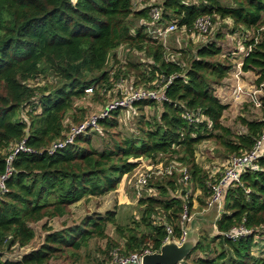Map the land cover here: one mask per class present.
<instances>
[{"label":"trees","instance_id":"obj_1","mask_svg":"<svg viewBox=\"0 0 264 264\" xmlns=\"http://www.w3.org/2000/svg\"><path fill=\"white\" fill-rule=\"evenodd\" d=\"M232 1L233 5H223L219 0H163L159 6L162 21H173L179 28L191 29L197 18L208 15L212 22L232 20L233 32L245 28V34L253 29L255 35L245 43L251 50L241 69L255 73L254 84L259 87L264 82V1ZM149 11L150 4L134 9L133 0H0V177L12 146L25 140L36 151L14 156L5 190H0V264H47L51 259L102 264L115 248L126 254L148 247L158 251L166 226L172 225L177 236L183 207H191L185 183L175 171L152 176L137 200L143 207L141 222L147 233L117 225L114 213L108 211L58 230L45 223L40 246L20 259L2 258L6 250L32 241L33 223L68 215L69 206L81 198L115 190L146 159L185 165L192 181L209 194L207 174L195 162L197 145L212 138L234 155L251 150L260 138L264 96L257 119L238 117L245 132L234 133L223 125L227 105L216 95L215 85L228 76L233 63L221 57V47L215 42L179 49L169 57L160 40L147 32L152 24ZM134 20L140 25L136 27ZM122 46L146 60L118 63L115 51ZM109 59L113 64L107 68ZM38 76L51 81L31 85ZM127 77L133 78L134 86L155 80L165 84L166 100L142 99L133 104L140 111L160 105L150 122H143L134 137L113 139L101 150L92 144L91 132L48 152L54 143L63 141L69 124L86 117V109L75 105L76 99L85 96L84 89ZM116 116L117 111L101 119L102 130L117 127ZM258 164L259 170L242 173L238 183L224 190L215 235L201 236L191 254L177 264H264V257L251 253L264 235V156ZM108 224L115 225L123 243L106 233ZM239 225L254 232L237 240L223 235ZM94 238L106 242V249L99 250L104 256L97 261L80 251ZM213 241H218L220 251L211 247ZM196 251L203 255L193 257Z\"/></svg>","mask_w":264,"mask_h":264},{"label":"rangeland","instance_id":"obj_2","mask_svg":"<svg viewBox=\"0 0 264 264\" xmlns=\"http://www.w3.org/2000/svg\"><path fill=\"white\" fill-rule=\"evenodd\" d=\"M193 2H197L198 0H190ZM223 5H233L232 0H219ZM264 1V0H263ZM163 0H133L134 6H138L139 4L148 5V4H161ZM223 20L216 18L213 21V26L210 29L209 34L201 35L195 30L191 32H186L183 29L177 28L176 31L171 32L167 35L164 40H160V42L165 46L167 50V55L169 53H175L179 49H188L194 48L197 44L210 43L215 42L217 45L221 47V57H227L228 61L231 63H239L243 59L246 54L247 47L245 43L249 41L252 36L255 35L253 29H247L246 35L248 36L246 40L244 39V30H235V32L231 31L233 28V21L229 19ZM136 27L140 25L138 20H134ZM168 21H161L156 23V25L147 27L148 34L152 37L156 35V28H164L167 25ZM198 34H197V33ZM256 35H258L256 33ZM116 57L118 63H123L128 60L132 61H143L146 60L142 54L133 52L128 50L125 47H120L116 51ZM170 57V55H169ZM112 60L109 59L107 63V68H110L113 64ZM115 61V60H114ZM256 74L253 72H243L239 77V82L241 90L236 91L235 87H237L236 81L228 82V92L224 96H221L219 93V89L216 88V93L221 100L222 103L227 105V109L223 113V117L221 122L223 125L228 126L234 133H242L245 132V128L239 123L238 117L243 116L249 120L257 119L259 116L260 108L255 104L252 105V101L254 98H261L264 96V84L259 87L260 91L257 92L256 97L252 91L255 90L256 86L254 85V81L256 79ZM131 77L123 78V83L125 85L131 87H144L146 85L144 83L133 85ZM51 81V79L44 78L43 76H38L31 81V85H36L37 83L43 84L44 82ZM115 84V83H114ZM114 84L107 83L105 87L108 89L103 92V94L99 93L98 97L96 93L90 95H85L81 99L75 100L76 107H83L86 109L87 114L92 112H97L102 106H104L110 99L117 96V89ZM114 85V86H113ZM222 86H224L222 81ZM258 88V87H257ZM75 107V108H76ZM77 109V108H76ZM160 111V105L153 106H145L143 111L138 110L135 107L132 109H124L122 111H117L116 119L118 121L117 127L110 130H102L100 129L91 133V142L97 149L101 150L113 143V139H124V138H132L137 133V128L143 122H150L152 120L153 115ZM23 115V112H20V116ZM70 120V114L66 115ZM218 133V132H217ZM231 154L229 151L218 144L215 139H206L200 142L197 145L196 151L194 153L195 162L201 168L204 173L207 174L208 177L218 176V171L224 168L225 161ZM171 163L169 160L165 161V164ZM175 163V162H174ZM144 162L139 165L136 170L130 174L126 175L117 188L113 191H110L101 196H85L81 198L79 201L71 204L69 206V213L63 217H55L53 219H42L39 222L33 223L32 227L35 231V236L32 241L26 245L25 247H13L10 250H6L3 253L4 259H20L24 253H27L43 243L45 232L42 230L43 224L47 223L48 226H51L53 230H58L63 228L64 226L76 225L79 224L85 217H88L92 214L105 216L106 212L111 211L114 213V219L117 225L122 227H137L138 230L148 232L149 230L143 225L141 222V215L143 212V207L137 204L138 198L135 197L133 192V182L135 178L142 172L144 168ZM183 165V164H182ZM185 166V165H184ZM177 172V171H175ZM179 174V172H177ZM191 175V173H190ZM213 177V178H214ZM212 178V179H213ZM185 192L187 196L190 198L191 207L189 208V212L192 215V220L190 222V226L196 228L198 231L199 238L201 236L212 237L215 235L217 230H215L216 225L215 222L219 218L218 212L212 209H206V202L208 198V193H206L197 187V185L192 181V177L190 178L188 183H185ZM178 190L177 193H179ZM151 193H156L151 190ZM106 233L110 235L113 239L123 243L119 234L115 230V225L108 224L106 227ZM264 233L262 231L261 235ZM106 242L104 239H90L88 241L87 246H83L80 248L81 254L89 257L90 260L97 261L102 258L104 255L100 253V251L105 250ZM211 247L215 249V251H220V244L218 241H213ZM100 250V251H99ZM252 255L256 257H264V235L262 238L257 239V244L254 245L251 249ZM205 254V253H204ZM211 254L208 252V255ZM202 253L196 251L193 253V257L201 256ZM211 254L210 256H213ZM47 264H72L71 261H64L63 259H51ZM77 264H85V261Z\"/></svg>","mask_w":264,"mask_h":264},{"label":"built area","instance_id":"obj_3","mask_svg":"<svg viewBox=\"0 0 264 264\" xmlns=\"http://www.w3.org/2000/svg\"><path fill=\"white\" fill-rule=\"evenodd\" d=\"M159 5L160 4H150L149 14L151 17L152 24L149 25L148 27L156 25V23L162 21V8ZM139 8L140 7L138 6H134V9H139ZM212 26H213V22L211 17L208 15H204L195 20L193 28L185 29L184 27H181L180 29H183L186 32H191L192 30H195L200 34H205L210 31ZM177 28L179 27L175 22L169 21L164 28H159V29L156 28L155 37L158 38V40H163L162 38L164 37L165 40L167 35L173 31H176ZM246 33L244 34V37L247 38L248 36L246 35ZM250 50H251V46H248L245 56L249 53ZM243 59L241 60V62L233 64V68L231 69V72L228 73L229 78L232 79L233 81L234 80L236 81L235 83L237 84V87H235L236 91L241 90V87H239L241 85L239 82V77L243 73L241 69V64ZM169 80L171 79L168 78V81ZM263 84L264 82L259 87H261ZM114 85L117 89V93H116L117 96L110 99L104 106L98 109L97 112H92L90 114H87L82 121L78 123L69 124L68 129L65 132V138L63 139V141L54 143L53 147L48 150L49 153H53L55 148L63 147L64 144L72 143L74 141V138L78 135L87 134L99 130L100 129L99 121L101 119L111 117V115L116 111H122L124 109H129V108L132 109L133 104L136 101L142 99L155 100L158 102L166 100L165 84H162V80L160 81L155 80L154 82L148 85H143L144 86L143 88L131 87L125 85L122 79H119L117 82H115ZM257 87L258 86H256L254 91H252L255 97L257 92L260 91L259 90L260 88ZM106 89L108 88H106L105 85L102 86L92 85L84 89V92L85 95H90L91 97L92 94H94V92L98 93V91L101 90V92L99 93L103 94V92H105ZM251 104L252 105L255 104L256 106H258V108H260L261 99L254 98ZM68 121L69 119L66 117L65 122L67 123ZM18 152L34 153L36 151L33 150L31 147H28L25 143V140H21L20 142H18L17 144H15L10 148V152L6 157V162H7L6 171L0 177L1 191L5 190L4 180L10 173L9 164ZM261 156H264V129L262 131L260 138L256 140L251 150L245 151L241 154L231 155V157H228L226 159L224 168L218 171L217 177L214 176L208 177L209 180L207 182V185H208L209 194L206 202V209L214 208L218 213L221 212L223 209L224 190L226 189V187L230 184L238 183L242 173L246 171L259 170L260 167L258 164V160ZM144 163L145 164L142 172L135 178L133 182V192L135 197L137 198L141 197L142 194L146 191L148 180L151 179L152 176L155 175L164 176L171 174L172 171H177L180 173L179 181L188 183L191 178L189 170L184 165H177L175 163H169L167 165L163 163L156 164L150 161V159H146ZM191 220H192V215L189 212V208L187 205H184L183 210L180 214L179 234L175 236L173 226L167 225L165 228L166 235L162 243L170 239H173L176 243L180 244L183 238L185 237L186 230L190 226ZM253 232L252 229H249L243 225H239L231 228L223 235L228 239L237 240L238 238L242 236L250 235ZM151 252L154 251H152L150 247L128 254L122 253L119 250V248H115L111 250L109 260L102 264H142L143 255Z\"/></svg>","mask_w":264,"mask_h":264},{"label":"water","instance_id":"obj_4","mask_svg":"<svg viewBox=\"0 0 264 264\" xmlns=\"http://www.w3.org/2000/svg\"><path fill=\"white\" fill-rule=\"evenodd\" d=\"M198 241L197 229L189 226L180 244L173 239L162 243L158 251L143 255L142 264H177L191 254Z\"/></svg>","mask_w":264,"mask_h":264},{"label":"crops","instance_id":"obj_5","mask_svg":"<svg viewBox=\"0 0 264 264\" xmlns=\"http://www.w3.org/2000/svg\"><path fill=\"white\" fill-rule=\"evenodd\" d=\"M142 6V4H139V7H141ZM229 72H231V69H230V71ZM248 72H250V71H248ZM223 84H224V86H222L221 84H222V82L221 83H219V84H216L215 85V87L217 88V89H219L220 91H219V93L221 94V96H224L225 94H226V92H228L229 90H228V82H231V81H233L232 79H230L229 78V75L227 76V77H225L223 80ZM219 93H216V95L217 94H219ZM218 96V95H217ZM218 98L221 100V98L218 96ZM222 101V100H221ZM222 117H223V115H222ZM243 133V132H242ZM231 156V155H230ZM145 162V161H144ZM125 178V177H124ZM215 230H217L216 228H215Z\"/></svg>","mask_w":264,"mask_h":264}]
</instances>
